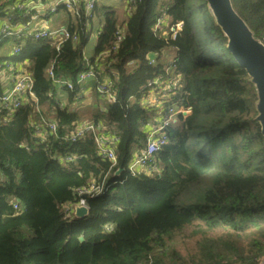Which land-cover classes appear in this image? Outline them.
<instances>
[{
  "label": "trees",
  "instance_id": "1",
  "mask_svg": "<svg viewBox=\"0 0 264 264\" xmlns=\"http://www.w3.org/2000/svg\"><path fill=\"white\" fill-rule=\"evenodd\" d=\"M16 1L23 2L2 4L0 17L7 13L12 24L23 25L29 18L13 8ZM231 4L254 39L264 44V0ZM59 10L76 42L65 41L57 53L50 39L14 41L20 48L16 60L27 62L38 105L57 130L43 141L34 137L32 103L6 122L0 112V264H148L149 258L151 264H260L264 139L256 121L257 93L229 53L205 0H142L121 23L103 3L90 18ZM94 13L103 24L87 59L84 47ZM162 16L167 32L181 23L175 40L154 34ZM119 30L123 40L112 51ZM168 48L175 51L171 63L163 56ZM54 60L55 75L74 87L60 89L64 105L47 76ZM88 65L99 72L92 85L95 102L103 101L91 121L116 136L114 166L98 155L91 136L65 139L80 121L71 108L79 94L77 77ZM169 69L179 81L164 107L190 108V113L179 114L167 128V143L154 156L158 172L132 176L127 170L131 151L144 148L158 113L143 101L149 84L156 77L168 78ZM104 77L112 85V102L95 90ZM67 157L72 159L61 161ZM91 186L100 191L85 199L88 216L65 215L63 206L78 201L76 190ZM187 229L199 237L196 253L188 258L175 251L165 254L174 235ZM216 230L218 235L209 236Z\"/></svg>",
  "mask_w": 264,
  "mask_h": 264
},
{
  "label": "built area",
  "instance_id": "2",
  "mask_svg": "<svg viewBox=\"0 0 264 264\" xmlns=\"http://www.w3.org/2000/svg\"><path fill=\"white\" fill-rule=\"evenodd\" d=\"M9 1L10 0H0V6L5 3L7 4ZM37 1H30L26 3L16 1L14 3L13 8L18 11H22L24 17L27 16L29 19L23 25L12 24L11 18L8 17L6 13L0 25V40L15 37V41L24 37H29L33 40L50 39L53 47L58 53L65 41L71 40L72 42H76L78 37L76 34H70L65 27L51 30L40 25L39 22L44 20L43 16L45 13H56L57 8L61 6L74 18H79L82 14L85 18H90L96 6L104 2V0H55L54 2L51 0L45 5L36 7L35 3ZM120 1L123 4L125 12L129 15L137 3L142 0ZM166 22L167 19L162 16L153 26V32L157 36H163L165 38L168 37L171 40H175L176 35L181 30V23L170 26L169 31L167 32L164 29V24ZM122 40L123 31L119 30L115 33L114 45L111 50L115 51L118 44L121 43ZM19 53V46H14L12 54L17 57ZM54 63L55 60L51 62L47 69V76L52 81L53 86L58 89H67L69 91L74 90L71 82L55 75ZM150 63H153V60H151ZM7 71L9 74H12V83L7 92H0V112L3 113L2 120L4 122L9 121L12 114L17 109L28 103H32L34 106V119L32 120L30 127L33 130L34 137L43 141L46 135L56 136V123L51 116L46 114V112L39 107L38 101L33 93V79L27 70V62L22 61L19 63L17 69L9 68ZM1 72L2 68H0V75ZM97 75H99V72L94 70L91 65H88V68L81 72L77 77L76 85L79 87V92L82 91L83 85L86 82L96 80ZM109 80L110 79L108 77H104L103 81L96 85L95 89L99 97L106 102H112L114 100V93L112 92V85ZM175 86H173V84L167 85L165 83V79L161 77H156L154 81L149 84V87L151 88L150 93L152 94L154 100H152L151 104H148V101L146 100H144L143 103L156 107L158 109V113H156L157 116H154L152 119V128L146 138L144 148L141 150L134 148L131 151L132 155L127 165V170L132 176L139 173L150 175L151 173L158 172L154 165V156L167 143V128L177 121V116L179 114L186 116L190 113V108L164 107V103H166L169 99V96L172 93L171 90ZM80 98L81 96L77 95L76 101ZM146 99H148V96ZM104 130H106L105 127H102L100 124H95L92 121H79L74 125L71 134L67 135L65 139L75 142L79 139L91 136L94 139L98 155L102 159L110 162L111 166H114L116 164L115 152L118 140L114 134L104 133ZM71 159V157H67L65 160L61 159V161L69 162ZM99 191L100 187L93 186L76 190L78 201L74 205L63 206L62 210L64 214L72 217L74 206L86 207L85 199L83 198L84 195L88 197L94 193H98ZM13 209L17 211L18 206L14 204ZM148 264H151L150 258ZM260 264H264V260H262Z\"/></svg>",
  "mask_w": 264,
  "mask_h": 264
},
{
  "label": "water",
  "instance_id": "3",
  "mask_svg": "<svg viewBox=\"0 0 264 264\" xmlns=\"http://www.w3.org/2000/svg\"><path fill=\"white\" fill-rule=\"evenodd\" d=\"M207 7L227 39V49L235 62L243 69L251 79L256 93V121L260 125L261 135L264 139V44L254 39L251 31L244 21L234 11L231 0H205ZM123 170H118L115 175L119 176ZM87 198L86 195L83 196ZM88 208L74 206L72 217L84 219L88 216ZM83 241L82 238L79 239Z\"/></svg>",
  "mask_w": 264,
  "mask_h": 264
},
{
  "label": "rangeland",
  "instance_id": "4",
  "mask_svg": "<svg viewBox=\"0 0 264 264\" xmlns=\"http://www.w3.org/2000/svg\"><path fill=\"white\" fill-rule=\"evenodd\" d=\"M54 1L55 0H53V2ZM26 2L27 0H23V3H26ZM103 4L106 7H110L114 11L115 16L117 17L119 23H121L128 16L120 0H104ZM62 14H63V10H59L58 12L49 15V18H48L49 25L48 26L50 28L54 27L51 24L57 23V22H61V24L63 25L66 24L63 19L65 17H63ZM93 15L94 16L92 19V28L90 29L88 42L84 47V55L87 59L91 58L92 56L91 50L93 49L95 45L97 34L100 31L101 26L103 24L102 17H99L97 13H94ZM2 21H3V18L0 17V25ZM15 38H8L2 41L0 40V56L2 58L0 59V68H2V70H8L9 68L16 69L17 65H19L20 63V61H17L16 57L12 54V49L15 45L14 44ZM163 56L165 57L164 58L165 62L171 63L175 56V51L171 48L165 49L163 51ZM168 75H169L168 78H164L165 83L167 85L173 84V86H175L178 83L179 79H177L174 76L171 69H169ZM92 85H93L92 82H87V84H85L84 87L91 88ZM150 92L151 91H149L148 93V98H149L148 104H151V101L154 100V98L150 100V98L153 97ZM57 93H58L59 101L63 103L66 102V95L64 94V92L60 89H57ZM90 95L93 101H95L94 94H90ZM93 107H95V105ZM93 107L90 105L79 107L78 114L80 117V121H91L92 120V114L96 112V109ZM192 230L194 229H187L180 234H175L173 239L170 242H168L166 250H165V254L169 253L170 251H175L184 258L186 257L188 258L189 256L194 255L196 253V242L197 240H199V237H192L191 236ZM219 233L220 231L216 230L213 232V234H209V236L218 235Z\"/></svg>",
  "mask_w": 264,
  "mask_h": 264
},
{
  "label": "crops",
  "instance_id": "5",
  "mask_svg": "<svg viewBox=\"0 0 264 264\" xmlns=\"http://www.w3.org/2000/svg\"><path fill=\"white\" fill-rule=\"evenodd\" d=\"M30 1H33V0H27V2H30ZM36 3H37V5H36ZM36 3H35L36 7H40V5H42V3L39 0ZM39 24L44 26V27H46V28H48V29H51V30L64 27V25L61 24V22H57V23H52L51 25H53L54 27L50 28L48 26L49 25V21L48 20H41V22H39ZM150 57L152 59L154 58L153 55H151ZM17 68H18V65H17ZM11 78H12V74L11 73L9 74V72L7 70H2L1 75H0V92H7L10 89V85L12 83L11 82ZM88 82H92L93 83L92 80L88 81ZM85 84H87V82ZM85 84L83 85L82 91H80L79 94H78L79 96H81V98L79 100H77L76 102H74L73 105H72V108H71L72 111L78 112L79 107H83L85 105H90L92 107L95 105V107H93V108L98 109V110L101 108V106H103V101L98 100L99 101L98 103L93 101V99H92V97L90 95V94H94V92L92 91V87L91 88L90 87L85 88L84 87ZM150 97H152V96H150ZM151 99H153V97L150 98V100ZM145 100L149 101V98L145 99ZM60 103L62 105H64L66 102H64V103L60 102ZM156 116H157V114H156Z\"/></svg>",
  "mask_w": 264,
  "mask_h": 264
}]
</instances>
